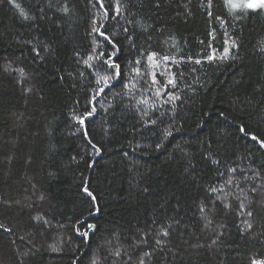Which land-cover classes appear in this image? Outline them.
<instances>
[{
    "label": "trees",
    "instance_id": "obj_1",
    "mask_svg": "<svg viewBox=\"0 0 264 264\" xmlns=\"http://www.w3.org/2000/svg\"><path fill=\"white\" fill-rule=\"evenodd\" d=\"M262 142L264 8L0 0V264L264 261Z\"/></svg>",
    "mask_w": 264,
    "mask_h": 264
},
{
    "label": "snow or ice",
    "instance_id": "obj_2",
    "mask_svg": "<svg viewBox=\"0 0 264 264\" xmlns=\"http://www.w3.org/2000/svg\"><path fill=\"white\" fill-rule=\"evenodd\" d=\"M229 4L231 7H234V8H239V7H247V8H250V9H256V8H264V0H247V3L244 4V5H241L239 3H232V0H228ZM94 31H99L98 29H93ZM100 35L101 36H104L105 34L103 32H100ZM112 55L114 56L115 55V52L112 53ZM108 66L110 68H114L116 70V76L118 77L120 75V72H119V68H120V65L119 64H115L114 62H112L111 60L108 62ZM104 82H105V85L107 86L110 78L109 77H104L103 78ZM100 91H103V89H101ZM264 143V142H262ZM85 192L88 191L87 188L84 189ZM89 195H91V193H89ZM89 227H92L94 228L95 226L94 225H90ZM254 264H256V262H254ZM260 264H264V262H260Z\"/></svg>",
    "mask_w": 264,
    "mask_h": 264
},
{
    "label": "rangeland",
    "instance_id": "obj_3",
    "mask_svg": "<svg viewBox=\"0 0 264 264\" xmlns=\"http://www.w3.org/2000/svg\"><path fill=\"white\" fill-rule=\"evenodd\" d=\"M232 3H239V4H241V5H244V4H246L247 3V0H232ZM232 8H234V7H232ZM250 9V8H247V7H239V8H234V9ZM255 262H256V264H260V262H264V261H262V260H259V259H256L255 260Z\"/></svg>",
    "mask_w": 264,
    "mask_h": 264
}]
</instances>
